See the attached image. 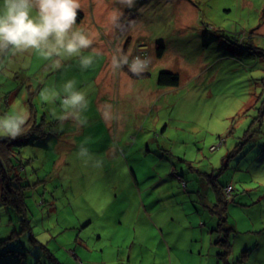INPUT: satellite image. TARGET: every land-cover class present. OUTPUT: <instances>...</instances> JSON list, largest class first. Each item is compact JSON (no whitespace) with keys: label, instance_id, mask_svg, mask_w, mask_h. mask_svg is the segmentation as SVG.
I'll use <instances>...</instances> for the list:
<instances>
[{"label":"rangeland","instance_id":"obj_1","mask_svg":"<svg viewBox=\"0 0 264 264\" xmlns=\"http://www.w3.org/2000/svg\"><path fill=\"white\" fill-rule=\"evenodd\" d=\"M80 4L102 22L127 9ZM135 5L152 65L124 96L102 95L112 109L95 101L100 58L55 71L37 53L0 60V115L21 102L31 112L28 134L0 153V264H264V0ZM121 29L117 43L130 36ZM162 69L181 83L151 98ZM69 79L87 93L84 123L41 98ZM226 184L233 229L210 230Z\"/></svg>","mask_w":264,"mask_h":264},{"label":"clouds","instance_id":"obj_2","mask_svg":"<svg viewBox=\"0 0 264 264\" xmlns=\"http://www.w3.org/2000/svg\"><path fill=\"white\" fill-rule=\"evenodd\" d=\"M121 3L127 8L135 6V0H121ZM80 10V0H2L0 60L37 53L50 62L54 71L69 60H75L81 70L90 69L98 53L85 55L93 48L95 38L77 25ZM111 20L115 24L118 16L113 15ZM149 64L147 58L133 57L131 51L117 50L111 57L113 71L126 66L136 76L145 73ZM41 98L59 103L61 121L71 117L80 123L86 122L81 114L88 108L87 93L77 88L75 80H66L60 90L46 87ZM30 119L31 112L25 104H14L6 114L0 115V139L11 141L27 135ZM81 153L87 154V149L81 148Z\"/></svg>","mask_w":264,"mask_h":264},{"label":"crops","instance_id":"obj_3","mask_svg":"<svg viewBox=\"0 0 264 264\" xmlns=\"http://www.w3.org/2000/svg\"><path fill=\"white\" fill-rule=\"evenodd\" d=\"M127 9H133L136 11V17L134 21L126 29V31L128 30L126 33L130 34V36L134 38L133 45H131L133 41L131 42L130 36L128 37L127 40H125V42L117 43V40L115 38L117 34V32L115 31V26L117 22L113 24L112 20L108 18L102 22V20H100V17H98V19L96 20L93 14V10L88 9V8H86V10L83 9V11L80 10L77 15V23L78 24L84 23L86 26H88L90 28L89 33L95 38L94 46L92 49H90V51L93 53H98L95 59H99V58L101 59V61L97 65L92 75L91 82L93 83V85L96 86L95 94L97 95V98L95 99V101L99 104L100 109H103V110L112 109V108H111V104L109 103V101L106 98H103L102 95H106L108 93L109 95L113 96L114 89H116L118 96L120 94L121 96H124L123 89H125L127 85H132L133 82L136 80L135 78L132 77L131 73L127 69L123 68L124 70L119 69V70L113 71L111 67V57L112 55L117 53V50H123L125 53H127L128 51L133 52L137 44L136 40L138 39L144 40L143 39L145 38L144 34L147 33V32H142L138 30L139 25H141L140 17H141L142 10L136 5L133 8H127ZM127 9L117 14L118 19L122 15L125 14ZM95 22H96V25H94ZM152 55H150L151 56L150 66L152 65ZM160 60H161V56L158 57L157 60L154 61L153 66L157 65L158 61ZM170 70H174V69H170ZM115 84H116V88H115ZM173 87H176V86H170V85L156 86L155 90L151 91L150 97L153 98L155 96L156 90H162L165 88L164 91H166ZM140 107H142V105L139 106V108ZM144 109H145V112L141 113V116H143L147 112L148 107L145 105ZM106 114H107L106 112L103 113L104 118L107 120L109 119V117L108 118L105 117ZM224 195H225V192H224ZM227 197L225 196V198ZM225 207H227V204L225 205ZM226 213L227 212L224 211V217H221L219 213H215L218 217H217V220L215 221V225H211L210 230L217 229L218 231L221 232V229L226 230V227L228 228L230 227L231 230L233 229L232 225L229 224V221H228L229 219ZM203 224H205V222H203ZM222 237L223 235L221 233V235L217 236V239L213 242L218 243L220 241L219 238H222ZM226 241L228 240L226 239ZM218 244H219V247L221 248L222 245L220 243ZM226 259L227 258H225V260ZM217 264H220L219 261L217 262Z\"/></svg>","mask_w":264,"mask_h":264},{"label":"trees","instance_id":"obj_4","mask_svg":"<svg viewBox=\"0 0 264 264\" xmlns=\"http://www.w3.org/2000/svg\"><path fill=\"white\" fill-rule=\"evenodd\" d=\"M129 10L134 12V16H132L131 19L129 20V22L125 25V27L123 28V32L126 31L128 26L134 21V19L136 17V11L133 10V9H127V11H129ZM122 17H123V15L118 19V21L116 23V26H115L116 30H117V26H118L119 22L124 18V17L123 18ZM139 41H140V39L137 42H139ZM148 49H149V46H148ZM164 49L165 48H164L163 44H161V43L157 44L156 53H157L158 57L162 56V54L164 52ZM150 64H151V61H150ZM156 79H157V82L159 83V85L177 86L179 84V82H180V78H179L178 73L174 72L173 70H170V69L159 70L158 73H157ZM9 151H10V149L6 145V143H4V139H0V153L6 157V155L9 153ZM6 170H8V167H7V169H3V175L5 174L4 172ZM16 175H17V173H14L13 177L16 176ZM223 187H224V185H223ZM219 189L220 188H216V199H215L214 204L216 202H220V204H223V202H224L223 199H226L225 195H224V192H220ZM225 205H226V202L223 204V207H222L221 211L219 210L217 212V213L220 214L221 217H224V211L226 209ZM219 239H220V241H219L220 244L224 247V250L222 252H219V254H221L222 256H225L227 254V252H228L230 243L228 241H226L225 238H219ZM55 264H62V263L57 261V260H55Z\"/></svg>","mask_w":264,"mask_h":264},{"label":"built area","instance_id":"obj_5","mask_svg":"<svg viewBox=\"0 0 264 264\" xmlns=\"http://www.w3.org/2000/svg\"><path fill=\"white\" fill-rule=\"evenodd\" d=\"M134 16V12H132L131 10L129 11H126L125 14L123 15V19L119 22L117 28H118V31H122L121 28H124L125 25L129 22V20L131 19V17ZM132 56H140L141 58H147L149 61H151V56H150V51L148 49V46L146 45V43L144 42V40H140L139 42H137L133 52H132ZM131 59V57H130ZM150 66V64H149ZM125 69L126 66H125ZM233 189L232 185L231 184H226L224 186V190H225V193L227 196H230L231 194V190ZM229 191L228 193L226 192Z\"/></svg>","mask_w":264,"mask_h":264},{"label":"flooded vegetation","instance_id":"obj_6","mask_svg":"<svg viewBox=\"0 0 264 264\" xmlns=\"http://www.w3.org/2000/svg\"><path fill=\"white\" fill-rule=\"evenodd\" d=\"M225 196H226V194H225ZM227 197V196H226ZM226 203H227V201H226Z\"/></svg>","mask_w":264,"mask_h":264}]
</instances>
